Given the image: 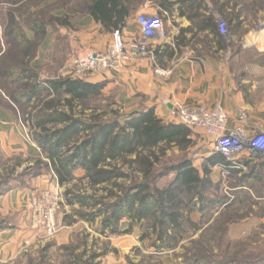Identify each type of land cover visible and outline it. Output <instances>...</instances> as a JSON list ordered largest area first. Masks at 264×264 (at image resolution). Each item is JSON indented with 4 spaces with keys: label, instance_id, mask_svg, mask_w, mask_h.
Segmentation results:
<instances>
[{
    "label": "trees",
    "instance_id": "obj_1",
    "mask_svg": "<svg viewBox=\"0 0 264 264\" xmlns=\"http://www.w3.org/2000/svg\"><path fill=\"white\" fill-rule=\"evenodd\" d=\"M136 5L137 0H87L85 8L86 14L93 16L104 30L114 32L126 25ZM8 23L5 33L12 45L24 49L20 58L18 53L13 60L6 52L0 56V81L17 83L21 88L19 92H6L8 98H3L14 109L35 99L27 118L34 130L33 140L47 157V162L38 159L35 165L27 167L28 172L36 165L50 168L63 185L74 180L76 172L82 169L91 187L111 185L105 197L113 199L107 202L104 196L94 193H76L72 189L66 192L68 204L92 209L81 212L82 218L94 222L104 215L102 231L112 233L121 230L124 218L140 227L147 224L156 235L152 244L161 247L158 242L162 246L167 240L176 244L191 226L199 227L189 214L190 205L203 213L214 203L229 205L227 195L216 201L208 195L216 185L210 177L212 168L218 163H229L222 153L208 157L203 169L195 166L190 157L164 161L168 149L178 147L185 151L195 144L194 128L165 121L152 106L122 113L121 105L113 97L105 105L110 111H100L102 105L97 102L104 96L103 82L63 75L39 79L30 64L36 40L46 36L50 27L70 28L72 21L66 13L42 18L12 12ZM28 29L34 32V39L29 38ZM172 173L173 178L160 184L163 177ZM38 174L35 171L32 176ZM16 180L10 174L4 177L0 181V196L20 186L12 183ZM9 228L10 225H0V231ZM96 256L84 259L83 254L72 255L69 263L96 264Z\"/></svg>",
    "mask_w": 264,
    "mask_h": 264
},
{
    "label": "crops",
    "instance_id": "obj_2",
    "mask_svg": "<svg viewBox=\"0 0 264 264\" xmlns=\"http://www.w3.org/2000/svg\"><path fill=\"white\" fill-rule=\"evenodd\" d=\"M136 6L122 28L125 40L139 36L136 17L145 8L160 13L166 38L153 40L152 56L140 63L119 71L93 73L86 80L103 82V91L114 94L119 104L130 109L154 107L165 121L174 120L172 112L180 104L208 109L221 106L229 115L230 126L238 124L239 111L243 110L249 117L248 131L264 130V18L258 21L255 1L137 0ZM219 19L227 22L228 35L220 32ZM76 28L77 33H70L67 27L59 30L63 36L68 34L74 57L83 51H103L113 40V31L104 30L90 14L79 18ZM27 34L34 37L31 30ZM50 35L48 28L41 46L44 60L54 49ZM5 100L0 96V157L44 155L26 137L16 110ZM194 131L201 145L195 166L201 161L203 169L205 160L214 154L210 155L212 139L202 129ZM237 163L241 167L231 169L228 176L235 194L244 193L253 210L264 206V158L242 154ZM222 164H216L210 173L215 183L222 180ZM39 182L35 188H15L0 196V213L17 216L11 228L0 231V262L15 258L33 234L26 195L59 185L55 177L52 182Z\"/></svg>",
    "mask_w": 264,
    "mask_h": 264
},
{
    "label": "rangeland",
    "instance_id": "obj_3",
    "mask_svg": "<svg viewBox=\"0 0 264 264\" xmlns=\"http://www.w3.org/2000/svg\"><path fill=\"white\" fill-rule=\"evenodd\" d=\"M87 0H0V56L6 52L11 59L15 54L20 56L23 47L14 48L5 30L9 24V14L15 12L22 16L50 17L62 16L66 13L72 21L70 33L78 32L76 28L78 19L86 15ZM215 2V0H212ZM256 2L258 21L264 18V0H251ZM65 5V6H63ZM62 11L63 14L61 13ZM50 40L54 42V49L50 57L44 60L41 46L46 36H40L34 56L30 59L31 66L37 72L39 79L54 78L63 75L64 69L74 58L69 48L68 34L63 36L60 28L50 27ZM231 28L229 29V31ZM233 30V29H232ZM29 31V29H28ZM27 31V32H28ZM70 36V35H69ZM35 38L34 37L32 39ZM39 61L36 63V61ZM20 84L0 81V95L8 98L6 92L20 91ZM116 98L114 94H107L97 105H102L100 111H110L105 105L109 98ZM109 99V100H108ZM35 99L27 105H18L15 109L18 120L26 132V137L33 140V129L27 118V112L31 111ZM121 105V104H120ZM133 109L121 105V112L127 113ZM195 144L187 150L181 151L178 147L167 150L164 161L177 162L183 157H190L193 161L199 154L201 148L199 135L194 136ZM36 144V143H35ZM37 145V144H36ZM38 146V145H37ZM42 152V151H41ZM43 153V152H42ZM44 154V153H43ZM45 155V154H44ZM44 155H32L26 157L14 156L11 158L0 157V181L10 174L16 178L12 183H20L17 188H35L39 180L53 181L56 177L50 168L36 167L28 172L27 167L35 165L38 159L47 162ZM201 161H198V167ZM195 164V161H194ZM13 171L11 173V169ZM127 170V166L124 168ZM39 171L40 174L32 176ZM85 171L79 169L76 178L69 183L57 185L56 188H45L26 195L29 216L31 214L30 199L32 195L44 191L58 194L60 199L59 209L56 213L58 224L57 233L49 238H31L29 246L22 250L15 258L0 262V264H70L72 255H82L87 259L89 256L97 255L96 264H264V206L256 207L255 210L249 206L244 193L235 194L233 182L227 177L216 183L215 187L208 191V195L215 201L222 195H227L228 206H220L217 203L210 205L205 213L198 210L197 206L190 205L189 214L192 220L199 225L197 229L191 226L187 234L176 244L166 241L163 246L158 242V247L153 245L156 235L147 224L140 227L138 224H130L128 218H124L120 225V231L112 233L109 230L102 231L101 223L104 215L96 218L94 222H88L80 216L81 212L91 211V208H83L79 204L67 203L66 192L72 189L76 193L107 196L111 185L91 187L86 178ZM174 174H169L160 180L165 184ZM58 181V180H57ZM122 182V180H120ZM59 183V182H58ZM107 188V189H105ZM34 190V189H33ZM113 198L105 197L104 202ZM16 214L0 213V225L14 224ZM132 225V226H131ZM31 227V223H30ZM26 240V241H27ZM167 245H170L169 247ZM259 257L260 259H256Z\"/></svg>",
    "mask_w": 264,
    "mask_h": 264
},
{
    "label": "built area",
    "instance_id": "obj_4",
    "mask_svg": "<svg viewBox=\"0 0 264 264\" xmlns=\"http://www.w3.org/2000/svg\"><path fill=\"white\" fill-rule=\"evenodd\" d=\"M139 36L131 41H126L123 29L113 32V40L107 48L100 52H80L64 69L63 76L86 78L93 73L105 71H119L123 68L134 66L144 59L151 57L153 51L150 43L153 40L162 41L166 38L164 20L160 13L153 8H145L137 14ZM219 30L228 35V24L219 19ZM163 74L161 71H157ZM173 121L184 123L194 129H202L211 137L215 152L222 153L229 161L222 164L221 176L226 179L233 168L241 167L237 160L242 154L264 158V130L248 131V114L239 111L238 124L230 126L227 112L217 106L208 109L205 106H189L180 104L172 112ZM60 199L58 194L44 191L32 195L30 199L32 237L43 239L53 237L57 233L58 224L56 213L59 209ZM30 241H26V247Z\"/></svg>",
    "mask_w": 264,
    "mask_h": 264
}]
</instances>
